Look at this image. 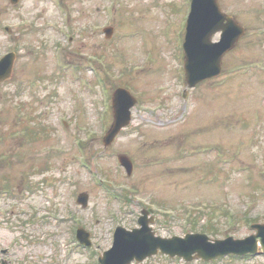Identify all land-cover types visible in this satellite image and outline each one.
<instances>
[{
  "label": "rangeland",
  "instance_id": "rangeland-1",
  "mask_svg": "<svg viewBox=\"0 0 264 264\" xmlns=\"http://www.w3.org/2000/svg\"><path fill=\"white\" fill-rule=\"evenodd\" d=\"M191 2L0 0V58L17 53L0 84V257L8 248L10 264H99L116 227H140L147 206L163 237L196 225L213 241L242 239L255 233L248 221L264 223V0H220L247 32L222 74L195 88L184 79ZM125 84L139 104L105 148L111 95ZM194 262L264 264V255ZM133 264L186 263L158 253Z\"/></svg>",
  "mask_w": 264,
  "mask_h": 264
},
{
  "label": "water",
  "instance_id": "water-1",
  "mask_svg": "<svg viewBox=\"0 0 264 264\" xmlns=\"http://www.w3.org/2000/svg\"><path fill=\"white\" fill-rule=\"evenodd\" d=\"M17 1L12 0L14 3ZM105 30L110 37L113 28L109 27ZM219 30L223 31L222 39L218 43H213L212 36ZM244 32L243 26L222 12L218 0H193V12L190 16L185 42L189 85L194 86L205 78L219 74L222 70L224 55L235 47ZM14 61V53L0 60V82L11 76ZM136 103L137 99L128 89L121 87L115 91L113 97L114 122L104 137L105 146H109L120 130L130 123L131 108ZM120 161L131 174L132 161L125 155L120 156ZM79 202L86 206L88 194H81ZM140 221L143 224L141 229L134 231H128L121 227L117 229L114 246L101 257L102 264H129L134 258L141 261L146 256L157 253L158 248L171 255H182L189 260L194 258V253H197L198 257L211 259L229 252H257L258 239L261 240L264 249V224H256L258 234L244 240L229 238L211 243L204 234H188L185 238L178 236L156 237L149 227V220L146 216L142 217ZM78 237L82 242L91 245L90 234L84 229L79 230Z\"/></svg>",
  "mask_w": 264,
  "mask_h": 264
},
{
  "label": "flooded vegetation",
  "instance_id": "flooded-vegetation-1",
  "mask_svg": "<svg viewBox=\"0 0 264 264\" xmlns=\"http://www.w3.org/2000/svg\"><path fill=\"white\" fill-rule=\"evenodd\" d=\"M6 253H9V251L7 250V252Z\"/></svg>",
  "mask_w": 264,
  "mask_h": 264
}]
</instances>
